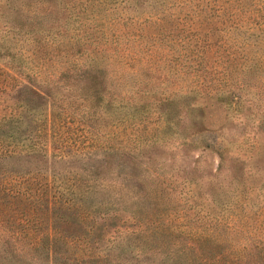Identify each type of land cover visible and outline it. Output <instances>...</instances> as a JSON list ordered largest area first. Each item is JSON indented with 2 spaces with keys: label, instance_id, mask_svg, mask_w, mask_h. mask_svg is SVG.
Returning <instances> with one entry per match:
<instances>
[{
  "label": "rangeland",
  "instance_id": "rangeland-1",
  "mask_svg": "<svg viewBox=\"0 0 264 264\" xmlns=\"http://www.w3.org/2000/svg\"><path fill=\"white\" fill-rule=\"evenodd\" d=\"M130 8L129 1L124 10L87 8L88 19L69 21L59 40H83L68 32L81 24L88 33L94 26L121 30L119 41L128 45L139 44L141 34L151 46L148 35L161 29L165 36L155 42L163 56H187L188 42L206 44L212 69L197 78L194 101L179 103L183 92L171 90V79L159 91L178 103L168 120L172 127L156 141L160 148H149L161 121L156 114L119 123L122 96L114 86L120 68L113 61L104 62L107 75L99 77L105 88L89 93L55 68V50L18 37L0 40V264H230L231 247L239 243L228 230L241 188L233 177L240 168L235 161L248 155L252 141L264 139L255 121L264 112L263 91L251 95L236 87L235 96L253 102L250 114L247 105L234 112L211 97L219 92L228 99V82L234 81L232 90L239 80L228 81L222 65L228 10L181 5L139 17ZM93 36L101 43L115 35ZM184 104L200 110L187 114ZM202 141L218 143L221 155L193 148ZM247 200L254 215L261 196L252 191Z\"/></svg>",
  "mask_w": 264,
  "mask_h": 264
},
{
  "label": "trees",
  "instance_id": "trees-1",
  "mask_svg": "<svg viewBox=\"0 0 264 264\" xmlns=\"http://www.w3.org/2000/svg\"><path fill=\"white\" fill-rule=\"evenodd\" d=\"M128 1L132 7L129 13L139 17L143 15L156 17L159 12L163 13L161 11L164 7L181 5L190 7L193 11L201 10L203 7L207 9L213 7L223 14L228 10V57L222 65L228 68V81L233 78L239 80L232 90L229 87L234 81L228 82V94H230L228 99L224 100L219 92H213L211 97L217 102L226 103L234 112L245 109L247 105L250 114L249 104L253 102L235 96L236 87L239 90L247 88L248 94L253 90L251 95L255 94V91H263L261 105L264 107V0H207L206 2L205 0H0V27L3 28L0 40L5 41L7 37L9 40H15L18 37L25 41L38 42L39 49L55 50L53 51L55 55L52 57L55 68L67 72L62 75L67 76L68 79L72 78V81L79 83L78 88L89 93L102 91L101 89L105 88V85L100 83L99 77L107 75L108 68L104 62L108 61L111 64L113 61L111 65L115 64L120 68L119 82L114 86L118 96H122L118 103L116 102L121 114L119 123L140 120L151 113L156 114L162 122L160 121L153 128L156 137L149 148H160L155 145L156 141L158 138L163 140L166 135L164 132L172 127L168 120L173 118V111L178 104L160 93V89L168 86V81L171 79V90H176L177 94L183 92L179 103L193 100L192 94L198 93L195 92L197 91L195 83H200L196 80L201 71L212 69L211 58L207 54L206 44L197 42H188L187 56L161 55L158 51H161V48L157 46L155 40H162L165 34L163 35L158 28L148 35L154 46H149L145 36L141 34L137 36L140 40L139 44L128 45L127 42L121 44L119 41L118 35L121 36V30L117 34L98 26H94L91 33L81 30L83 27L81 21L88 19L87 8L100 9L113 6L124 10ZM85 6L87 7L84 10ZM155 20L160 23L163 18L157 17ZM69 21L70 24L81 23L68 32L74 37L78 36V33L84 35L83 40L80 38L59 40L64 34L61 30L69 24ZM96 33H100L101 38L106 34L115 36L109 42L100 43V36L93 38ZM60 47L67 49L65 58L58 57L62 51ZM127 79L132 85L124 83ZM31 92L41 96L34 89H31ZM157 93L159 96L156 95ZM47 96L51 99V95ZM53 98L55 97L52 96ZM101 101L103 102L104 99L101 98ZM173 103L175 106H172ZM193 105L195 104L192 103ZM182 108L190 115L200 110L199 107H191L189 104H184ZM255 117L256 123L264 127V112H260ZM181 118L180 115L176 118L179 123ZM198 146L202 152L211 151L221 155L218 143L213 145L202 141L193 148ZM245 153L248 155L239 154L241 159L235 161L240 168L233 177L237 178L236 181L241 188L230 206L232 211L229 210L228 214V230L238 236L239 243L231 247L229 255L232 254L233 258L230 264H264V139L256 138V141L249 144ZM259 164L261 168L258 167ZM252 191H258L261 196V206L254 211V215H249L247 205L250 201L247 199Z\"/></svg>",
  "mask_w": 264,
  "mask_h": 264
}]
</instances>
